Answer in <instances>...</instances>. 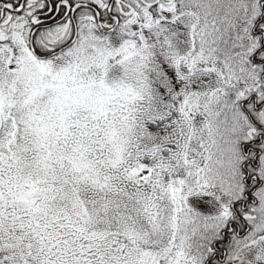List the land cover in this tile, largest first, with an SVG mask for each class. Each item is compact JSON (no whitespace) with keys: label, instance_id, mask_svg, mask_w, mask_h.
<instances>
[{"label":"snow or ice","instance_id":"obj_1","mask_svg":"<svg viewBox=\"0 0 264 264\" xmlns=\"http://www.w3.org/2000/svg\"><path fill=\"white\" fill-rule=\"evenodd\" d=\"M0 264H264V0H0Z\"/></svg>","mask_w":264,"mask_h":264}]
</instances>
